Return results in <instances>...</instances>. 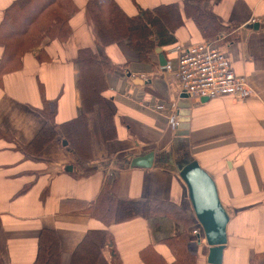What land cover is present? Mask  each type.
Returning <instances> with one entry per match:
<instances>
[{
	"label": "crops",
	"instance_id": "obj_1",
	"mask_svg": "<svg viewBox=\"0 0 264 264\" xmlns=\"http://www.w3.org/2000/svg\"><path fill=\"white\" fill-rule=\"evenodd\" d=\"M14 1L0 0V23ZM116 1L129 16L136 15L138 7L154 9L178 3L183 21L174 36L176 43L184 45L208 39L192 15L195 9L189 11L185 4L199 2L200 8L212 11L224 25L211 40L226 53L235 74L246 78L253 94L246 100L222 96L198 101L166 69L167 63L177 67L176 43L156 47L145 62L127 40L112 42L105 52L121 70L108 74V88L102 92L113 112L109 135L98 108L86 116L93 157L84 163L95 172L76 175L79 162L61 139L45 148L46 159L25 156L24 145L45 123L40 109L46 104L56 112L55 124L82 116L77 53L81 48H100L96 29L87 19L88 0H74L78 10L70 19V37L43 41L23 54L17 69L6 65L11 68L0 77V264H33L44 230L56 234L60 264H71L82 244L79 261L88 254L90 243L82 240L92 230L109 234L100 247L98 264H144L141 252L150 246L172 262L174 256L164 240L180 234L183 226L170 217L143 215L106 223L89 212H74L73 207L76 200L95 203L106 184L117 182L119 198L171 202L190 209L188 187L180 170L193 160L214 178L230 216L222 264L261 263L264 0ZM3 55L0 46V64ZM150 152L155 155L152 167L133 164L135 158ZM203 246L206 253L197 256L196 264H210V246Z\"/></svg>",
	"mask_w": 264,
	"mask_h": 264
},
{
	"label": "trees",
	"instance_id": "obj_2",
	"mask_svg": "<svg viewBox=\"0 0 264 264\" xmlns=\"http://www.w3.org/2000/svg\"><path fill=\"white\" fill-rule=\"evenodd\" d=\"M185 4L189 11L195 9L192 15L198 20L205 37L214 39L222 31L224 25L217 21L212 11L200 8L197 1H187ZM77 10L74 0H15L4 12L0 23V46L4 48L0 77L10 67L6 65H11V70L17 69L23 54L35 50L43 41H66L72 33L70 19ZM123 11L116 0H88L87 19L96 29L100 49L81 48L77 53L82 116L74 121L55 124L56 112L46 104L40 109L45 123L31 142L24 145L22 150L25 151V156L46 159L43 154L45 148L61 139L67 142L65 148L70 149L79 162L76 175H91L95 172L94 168L84 163L93 157L86 116L98 108L105 133L109 135L113 112L102 92L108 88V74L121 70L106 54L105 47L112 42L127 40L130 48L139 53L141 60L148 62L149 54L156 47L176 43L174 31L183 21L178 3L160 5L154 9L138 7V13L134 16ZM116 183L106 184L95 203L76 200L78 203L73 207L74 212H89L106 223L126 221L143 215L167 216L176 224L182 225L183 231L180 234L164 240L174 260L167 262L159 251L150 246L141 252L144 264H196L197 256L206 253V247L201 245L198 253L188 249V245L192 248L191 242L195 238L193 229L197 226L202 228L193 207L183 210L171 202L143 198L122 199L118 197ZM107 239L109 234L106 230L89 232L82 240L83 243H90L86 249L88 254L79 261L82 244L74 252L71 264H98L102 258L100 247L106 244ZM39 243L38 258L33 264H60L61 253L56 234L51 230H44Z\"/></svg>",
	"mask_w": 264,
	"mask_h": 264
},
{
	"label": "built area",
	"instance_id": "obj_3",
	"mask_svg": "<svg viewBox=\"0 0 264 264\" xmlns=\"http://www.w3.org/2000/svg\"><path fill=\"white\" fill-rule=\"evenodd\" d=\"M174 51L177 54V67L167 63L166 69L180 81L183 90L196 100L222 96L246 100L253 94L246 78L235 74L226 53L214 40L206 39L190 45L177 43ZM192 233L195 238L190 250L196 252L199 245L207 241L202 228L197 226ZM259 264H264V261Z\"/></svg>",
	"mask_w": 264,
	"mask_h": 264
},
{
	"label": "water",
	"instance_id": "obj_4",
	"mask_svg": "<svg viewBox=\"0 0 264 264\" xmlns=\"http://www.w3.org/2000/svg\"><path fill=\"white\" fill-rule=\"evenodd\" d=\"M161 59L165 64L164 55H161ZM208 100L209 98L204 97L201 102ZM154 158V152H150L141 158H135L133 164L150 168ZM180 175L187 184L193 210L210 246L208 263L222 264L223 252L228 241L226 234L230 216L220 200L216 182L197 160L186 163L180 170Z\"/></svg>",
	"mask_w": 264,
	"mask_h": 264
},
{
	"label": "rangeland",
	"instance_id": "obj_5",
	"mask_svg": "<svg viewBox=\"0 0 264 264\" xmlns=\"http://www.w3.org/2000/svg\"><path fill=\"white\" fill-rule=\"evenodd\" d=\"M63 141V140H62ZM80 257H81V255H80Z\"/></svg>",
	"mask_w": 264,
	"mask_h": 264
}]
</instances>
